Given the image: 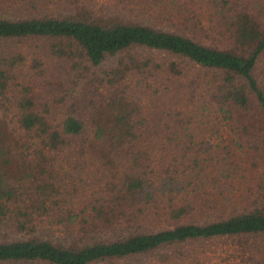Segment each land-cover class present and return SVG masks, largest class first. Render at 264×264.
Here are the masks:
<instances>
[{"label":"trees","instance_id":"obj_1","mask_svg":"<svg viewBox=\"0 0 264 264\" xmlns=\"http://www.w3.org/2000/svg\"><path fill=\"white\" fill-rule=\"evenodd\" d=\"M0 264H264V0H0Z\"/></svg>","mask_w":264,"mask_h":264},{"label":"rangeland","instance_id":"obj_2","mask_svg":"<svg viewBox=\"0 0 264 264\" xmlns=\"http://www.w3.org/2000/svg\"><path fill=\"white\" fill-rule=\"evenodd\" d=\"M6 10L10 13H14L17 9L9 8ZM197 35L200 36L201 41L209 44H213L215 41L220 40V37H218L216 34L208 35V33H197ZM7 46L11 49H20L27 56V60L22 66L21 78L25 81V83L27 82L30 85L32 84L38 93L43 92L45 88L54 87V89L61 91V88L69 86L68 82L74 73L73 70L70 69L69 64L65 60L56 57L47 50L45 41L42 38H27L23 41L14 40L13 42H8ZM34 57H40V59H37L38 62L41 61L40 68L39 66L34 67V65H32V60ZM37 70L40 72H36ZM16 71L17 77L19 78L20 70L17 68ZM60 91H57L58 94L61 93ZM51 101H53V108L58 110L61 104L57 103L52 98ZM53 116H56L53 119L54 121L59 119L61 116L60 110L59 113H54ZM245 175L247 178H249V176L254 177L252 176L251 172L247 170ZM74 233L75 232L70 233L65 227L62 226L55 229L53 232V234L60 239H68ZM242 239L243 237H241L239 240ZM237 243L238 241L236 240V242L233 244Z\"/></svg>","mask_w":264,"mask_h":264}]
</instances>
